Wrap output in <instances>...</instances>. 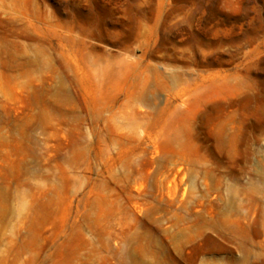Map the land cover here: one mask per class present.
Returning <instances> with one entry per match:
<instances>
[{
  "label": "rangeland",
  "instance_id": "1",
  "mask_svg": "<svg viewBox=\"0 0 264 264\" xmlns=\"http://www.w3.org/2000/svg\"><path fill=\"white\" fill-rule=\"evenodd\" d=\"M0 264H264V0H0Z\"/></svg>",
  "mask_w": 264,
  "mask_h": 264
}]
</instances>
